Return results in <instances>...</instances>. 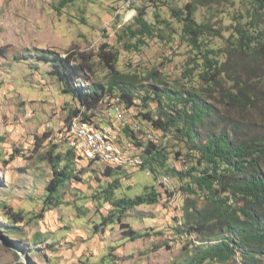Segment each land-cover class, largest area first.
Instances as JSON below:
<instances>
[{"label": "trees", "instance_id": "obj_1", "mask_svg": "<svg viewBox=\"0 0 264 264\" xmlns=\"http://www.w3.org/2000/svg\"><path fill=\"white\" fill-rule=\"evenodd\" d=\"M147 1L149 8H137V15L121 26L117 43L124 52L140 53L155 40L168 44L179 41L187 48V58L179 67L175 84L162 70L121 72L119 53L108 45L100 53L110 75L106 82L94 81L93 69L84 56L36 49L11 57L8 49L0 48V59L38 62L50 68L49 75L59 83L61 93L71 96L75 103L72 108L69 104L62 108L68 113L66 125L80 116L85 122H93L103 113L101 107L109 97H120L128 108H136L133 122L117 134L119 142L135 143L143 160L136 167L114 168L97 158L87 159L67 144L54 143L52 132H44L35 153L41 162L48 163L52 174L42 210L36 214L25 206L2 203L0 216L11 226L6 234L21 233L33 220L64 205L68 184L83 182L85 172H80L78 166L100 162L106 166L102 175L107 182L95 178L98 189L85 198L99 214L105 205L110 206L95 224L96 233L118 225L126 230V240L137 241L145 235L124 222L128 213L141 206L157 205L163 199L162 191L168 200L175 192H184L188 198L183 208L186 223L182 226L186 227L179 233H198L204 242L197 243L206 246L183 264H264V106L258 104V93L264 85V0H234L229 5L235 15L225 7L230 0H192L180 8L171 7L170 0ZM73 2L62 0L55 9L61 15ZM215 3L236 19L227 44L212 41L225 37L212 21L218 13L210 10ZM162 7H170L175 22L162 17ZM150 8L155 9L154 21L149 18ZM202 8L207 9L201 13ZM227 110L256 113V125L261 129L254 131L251 124L227 118ZM136 123L141 125L140 132L134 130ZM46 142L53 145L42 154ZM60 145L65 151L59 150ZM134 168L148 169L155 184L146 186L141 195L128 197L123 182L128 178L127 171ZM86 172L90 178V173H95ZM163 173L178 178L179 186L173 185L175 192L165 190ZM200 200L205 202L203 208L198 206ZM82 211L78 208L79 214ZM38 242L37 237L33 245Z\"/></svg>", "mask_w": 264, "mask_h": 264}, {"label": "rangeland", "instance_id": "obj_2", "mask_svg": "<svg viewBox=\"0 0 264 264\" xmlns=\"http://www.w3.org/2000/svg\"><path fill=\"white\" fill-rule=\"evenodd\" d=\"M61 1L0 0V48L8 49L11 57L36 49L84 56L93 69L94 81L106 82L110 75L100 53L102 47L108 45L119 53L121 72L143 74V71L162 70L168 81L176 83L179 67L187 58V48L181 47L179 41L168 44L155 40L140 53L124 52L117 43L121 21L111 25L121 0H74L59 15L55 8ZM191 1L170 0V6L180 8ZM233 1L225 7L235 15V9L229 5ZM217 4L210 8L218 11L217 18L212 21L222 29L225 37L212 41L227 44L226 38L232 33L236 19L223 13L225 7ZM145 7H150L147 0L135 9ZM161 13L163 18L175 22L170 16V7H162ZM148 14L154 21L155 9H149ZM49 72L48 66L38 62L16 63L0 59V206L2 203L25 206L36 214L42 210L46 184L52 172L48 163L41 162L35 153L36 145L44 132H52L55 139L61 136L60 130L67 124L68 116L62 108L66 104L69 108L75 106L71 96L61 93L59 83ZM258 96V104L263 107L264 85ZM101 109L100 112L104 106ZM225 113L229 119L251 124L254 131L261 129L256 125V113L234 110ZM51 145L53 143L46 142L40 153H46ZM59 150L65 151L61 145ZM105 168L100 162L81 163L78 170L85 172L83 182L68 184L63 195L65 204L48 211L44 218L33 220L21 233L7 235L10 223L0 216V264H183L205 248L206 245L197 243L204 242L202 235L179 233L186 227L182 226L186 223L183 208L188 198L184 192L176 195V202H171L162 191L163 199L157 205L141 206L128 213L124 222L145 235L137 241L126 240V230L118 225L96 233L95 224L101 221L102 214H107L110 206L105 205L99 214L96 206L85 198L97 191L95 178L107 182L102 175ZM86 170L95 171L93 175L90 173L92 178ZM127 172L128 178L123 182L125 196L141 195L146 186L155 184L154 178L148 176V169L134 168ZM178 181L176 176L171 177L172 185L179 186ZM131 185L133 188L129 189ZM197 203L199 208L205 206L204 201ZM37 237L39 242L33 245Z\"/></svg>", "mask_w": 264, "mask_h": 264}, {"label": "built area", "instance_id": "obj_3", "mask_svg": "<svg viewBox=\"0 0 264 264\" xmlns=\"http://www.w3.org/2000/svg\"><path fill=\"white\" fill-rule=\"evenodd\" d=\"M142 1L122 0L114 12L111 25L113 22L121 21V27L130 22L137 15V8L135 9V6ZM103 106L105 108L103 111L104 116L101 117L102 113L90 123L83 121L81 116L77 117L71 124L63 126L60 130L61 136L56 137V139L51 138V141L67 144L87 159L92 160L97 158L114 168L119 166L124 168L139 166L143 162L139 155V148L131 141L125 143L119 142L117 134L123 126L133 122V115L138 113L136 108H128L120 97L114 100H111L110 97L107 98ZM105 122H112L113 124H105ZM48 127L52 129L51 125H48ZM134 130L140 132L141 125L134 124ZM141 137L147 136L141 134ZM148 137L153 138L152 135H148ZM21 153L25 154V152ZM161 182L164 183L169 191L175 192L170 177L163 175ZM177 194L181 193L175 192L171 198V202H176Z\"/></svg>", "mask_w": 264, "mask_h": 264}]
</instances>
